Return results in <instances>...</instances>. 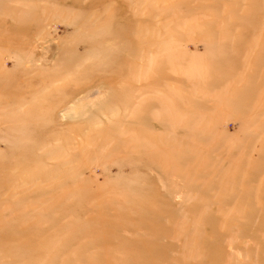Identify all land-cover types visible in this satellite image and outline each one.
Instances as JSON below:
<instances>
[{
	"label": "rangeland",
	"instance_id": "rangeland-1",
	"mask_svg": "<svg viewBox=\"0 0 264 264\" xmlns=\"http://www.w3.org/2000/svg\"><path fill=\"white\" fill-rule=\"evenodd\" d=\"M0 264H264V0H0Z\"/></svg>",
	"mask_w": 264,
	"mask_h": 264
},
{
	"label": "bare ground",
	"instance_id": "bare-ground-1",
	"mask_svg": "<svg viewBox=\"0 0 264 264\" xmlns=\"http://www.w3.org/2000/svg\"><path fill=\"white\" fill-rule=\"evenodd\" d=\"M174 124V123H173ZM157 147V146H156Z\"/></svg>",
	"mask_w": 264,
	"mask_h": 264
}]
</instances>
